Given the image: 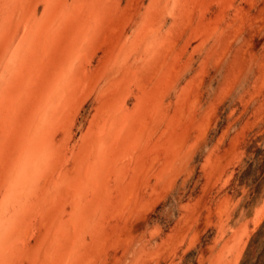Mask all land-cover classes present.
Masks as SVG:
<instances>
[{"label":"rangeland","instance_id":"374dc122","mask_svg":"<svg viewBox=\"0 0 264 264\" xmlns=\"http://www.w3.org/2000/svg\"><path fill=\"white\" fill-rule=\"evenodd\" d=\"M256 150L264 0H0V264H241Z\"/></svg>","mask_w":264,"mask_h":264},{"label":"trees","instance_id":"16d2710c","mask_svg":"<svg viewBox=\"0 0 264 264\" xmlns=\"http://www.w3.org/2000/svg\"><path fill=\"white\" fill-rule=\"evenodd\" d=\"M254 167L252 174L259 172V176L264 174V155L261 150H256L255 157L253 161L249 164V170L243 171L240 176L241 181L248 179L251 174V170ZM258 176V177H259ZM257 179V177H255ZM254 179V181H255ZM264 234V223L262 224L260 230L256 233V237L252 239L248 250L246 252V257L241 264H264V240L262 236ZM253 250L257 252L255 256L252 255Z\"/></svg>","mask_w":264,"mask_h":264}]
</instances>
